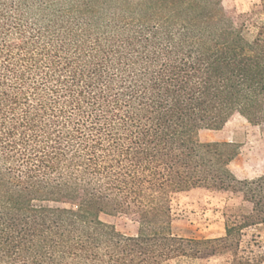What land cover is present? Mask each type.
Instances as JSON below:
<instances>
[{
	"label": "trees",
	"instance_id": "16d2710c",
	"mask_svg": "<svg viewBox=\"0 0 264 264\" xmlns=\"http://www.w3.org/2000/svg\"><path fill=\"white\" fill-rule=\"evenodd\" d=\"M235 116L264 126V0H0V264H264V174L201 138ZM193 189L238 197L224 235L172 232Z\"/></svg>",
	"mask_w": 264,
	"mask_h": 264
},
{
	"label": "rangeland",
	"instance_id": "374dc122",
	"mask_svg": "<svg viewBox=\"0 0 264 264\" xmlns=\"http://www.w3.org/2000/svg\"><path fill=\"white\" fill-rule=\"evenodd\" d=\"M262 0H224L226 8L237 12L249 11ZM204 141L234 142L239 146L238 155L231 168L240 179L255 178L264 174V126H254L241 116L230 119L220 129H208L201 133ZM238 197L228 192L193 189L172 196V232L196 238L217 237L225 234L223 210L236 204ZM103 221L112 223L122 232L134 233L137 224L126 215H100ZM264 226L245 230L244 242L261 239ZM169 264H178L172 261ZM179 264H225V258H210Z\"/></svg>",
	"mask_w": 264,
	"mask_h": 264
}]
</instances>
